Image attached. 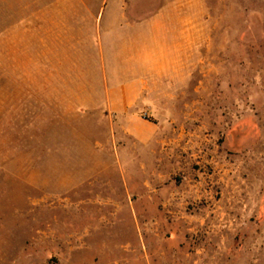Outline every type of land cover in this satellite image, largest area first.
I'll use <instances>...</instances> for the list:
<instances>
[{
	"label": "rangeland",
	"instance_id": "obj_1",
	"mask_svg": "<svg viewBox=\"0 0 264 264\" xmlns=\"http://www.w3.org/2000/svg\"><path fill=\"white\" fill-rule=\"evenodd\" d=\"M82 4L0 0V264H264V0H161L153 77Z\"/></svg>",
	"mask_w": 264,
	"mask_h": 264
},
{
	"label": "crops",
	"instance_id": "obj_2",
	"mask_svg": "<svg viewBox=\"0 0 264 264\" xmlns=\"http://www.w3.org/2000/svg\"><path fill=\"white\" fill-rule=\"evenodd\" d=\"M111 2L112 5L108 8L103 4L96 6L97 8L86 4L65 5L50 6L41 12L66 15L91 14L94 15L95 26L96 24L100 26L102 20H104L102 30L100 27H95V36H97L98 43L100 45L135 46L137 50L133 60L137 62L138 68L144 67L153 77L154 72L163 70L165 65L157 61V58H154V55L148 52L147 47L150 43L158 41V38H156L158 32L165 30L167 24L161 15L167 9L170 12V20H167V22L170 26H173L171 32L178 35V43L175 46H177L179 59L180 52L184 50L186 38V13L184 10L162 7L161 0H111ZM133 29H138L140 34L138 32L135 34L133 31V34L128 33V30Z\"/></svg>",
	"mask_w": 264,
	"mask_h": 264
}]
</instances>
